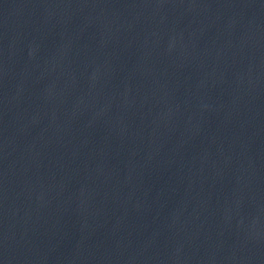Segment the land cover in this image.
Listing matches in <instances>:
<instances>
[{
    "label": "water",
    "instance_id": "obj_1",
    "mask_svg": "<svg viewBox=\"0 0 264 264\" xmlns=\"http://www.w3.org/2000/svg\"><path fill=\"white\" fill-rule=\"evenodd\" d=\"M264 0H0V264H175Z\"/></svg>",
    "mask_w": 264,
    "mask_h": 264
}]
</instances>
